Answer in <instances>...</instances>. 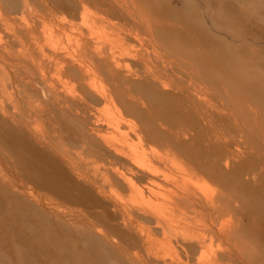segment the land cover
Masks as SVG:
<instances>
[{
    "label": "bare ground",
    "instance_id": "obj_1",
    "mask_svg": "<svg viewBox=\"0 0 264 264\" xmlns=\"http://www.w3.org/2000/svg\"><path fill=\"white\" fill-rule=\"evenodd\" d=\"M2 5L0 120L21 144L62 162L88 192L82 207L59 197L52 210L96 230L131 264L253 262V247L239 243L234 177L243 152L216 154L210 175L203 159L180 151L195 144L231 146L219 132L208 138L204 131L208 118L221 115L199 78L197 68L210 65L202 58L205 48L194 44L183 61L160 36L189 37V30L158 25L139 0H51L41 3L43 13L30 0ZM199 55L197 67L192 62ZM170 100L194 122L148 119L156 102L170 111ZM70 132L81 139V151L65 142ZM8 181L40 207L50 200L25 182ZM95 203L113 216L90 214Z\"/></svg>",
    "mask_w": 264,
    "mask_h": 264
},
{
    "label": "rangeland",
    "instance_id": "obj_2",
    "mask_svg": "<svg viewBox=\"0 0 264 264\" xmlns=\"http://www.w3.org/2000/svg\"><path fill=\"white\" fill-rule=\"evenodd\" d=\"M44 1L51 0H30L40 13L44 11L40 8ZM139 2L158 25L189 30V37L167 34L166 31L161 33L163 44L174 55L188 61L194 44L199 43L205 48L202 58L210 65L200 70L197 61L200 64L201 55L192 64L197 65L199 78L208 88L209 103L215 111H221V117L208 118L204 131L208 138L214 131L219 132L231 146L226 143L214 147L195 144L181 146L180 151H188L194 157L198 155L206 162L210 175L214 172L211 163L216 154L224 156L226 151L235 149L243 152L234 177L242 229L239 243H248L255 250L253 262L245 260V263L264 264V0ZM2 3L0 0L3 7ZM57 16L65 17L61 13ZM189 18H194L192 23ZM2 69L0 64L1 76ZM154 104V113L146 115L148 119L158 117L167 122H194V117L186 115L175 100L167 101L171 108L168 112L160 108L165 103ZM52 124L56 128L60 126L55 122ZM64 140L67 144L73 142L78 148L81 144L75 132H70ZM3 177H7L6 181ZM228 178L230 180L225 176L223 180L226 195L231 190ZM8 180L29 184L37 194L49 196L48 203L56 202L60 197V202L69 205L67 202L73 201L76 203L71 207L80 208L89 200L87 190L69 176L62 162L37 146L21 144L0 120V264H131L121 249L103 242L96 230L88 229L85 223L81 225L76 223L77 220L59 216L52 210L56 208L54 202L40 207L30 198L16 193ZM207 183L210 187L215 186L210 180ZM100 205L92 204L89 213L103 219L105 214H113ZM246 233L251 235L248 234L250 240ZM122 238L130 243L127 237Z\"/></svg>",
    "mask_w": 264,
    "mask_h": 264
}]
</instances>
